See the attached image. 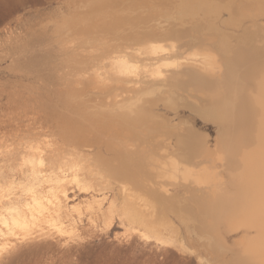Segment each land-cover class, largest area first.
<instances>
[{
    "label": "rangeland",
    "instance_id": "1",
    "mask_svg": "<svg viewBox=\"0 0 264 264\" xmlns=\"http://www.w3.org/2000/svg\"><path fill=\"white\" fill-rule=\"evenodd\" d=\"M151 38L180 47L149 53L144 46ZM260 42L264 0H0V264H41L35 250L11 249V151L31 135L26 125L50 126L55 135L70 124L138 129L143 112L187 134L189 143L200 141L217 161L225 158L204 164L205 175L218 178L217 190L191 186L187 221L171 218L176 239L164 240L166 264H264L249 249L259 218L245 223L241 162L233 152L256 124L250 96L259 62L248 52H259ZM194 49L217 52L221 75L176 65L169 78L150 81L149 67ZM120 58L128 64L122 71L113 63ZM78 248L72 258L42 263L156 264L142 251L125 255L95 243Z\"/></svg>",
    "mask_w": 264,
    "mask_h": 264
},
{
    "label": "bare ground",
    "instance_id": "2",
    "mask_svg": "<svg viewBox=\"0 0 264 264\" xmlns=\"http://www.w3.org/2000/svg\"><path fill=\"white\" fill-rule=\"evenodd\" d=\"M152 39L144 46L149 53L165 50L168 44L174 51L180 47L176 40ZM257 47L259 52H248L259 62L254 67L250 96L256 124L251 139L243 145L237 142L240 146L235 143L233 152L241 162L238 173L239 185L245 189V223L252 226L253 219L259 218L256 243L249 249L264 262V42ZM226 52H232L229 45ZM218 55L214 50L194 49L179 61H162L148 68L150 81L169 78L171 66L176 65L219 76L222 63ZM211 57L214 61L209 64ZM113 63L118 71L125 65L128 68L124 59ZM156 120L143 112L135 130L117 123L75 126L74 122L57 135L50 126L26 125L24 130L31 135L25 134L24 145L11 151V249L24 247L29 254L35 250L43 264L47 258L56 262L72 258L78 247L95 243L125 251V255L143 252L154 263L166 264L164 240L176 239L171 218L187 221L191 186L202 192L205 185L212 184L217 190L218 178L207 177L204 164L215 165L221 159L223 163L225 158L222 154L224 159L217 161L212 149L203 151L200 141L189 143L187 134L160 125L162 122L157 125ZM12 125L17 130L21 127L19 122ZM161 234L153 245L151 238Z\"/></svg>",
    "mask_w": 264,
    "mask_h": 264
}]
</instances>
